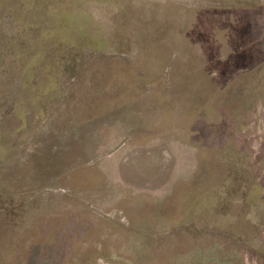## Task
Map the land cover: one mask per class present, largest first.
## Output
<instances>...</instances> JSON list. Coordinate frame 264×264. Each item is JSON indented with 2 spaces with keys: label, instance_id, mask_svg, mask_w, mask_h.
Instances as JSON below:
<instances>
[{
  "label": "rangeland",
  "instance_id": "rangeland-1",
  "mask_svg": "<svg viewBox=\"0 0 264 264\" xmlns=\"http://www.w3.org/2000/svg\"><path fill=\"white\" fill-rule=\"evenodd\" d=\"M0 264H264V0H0Z\"/></svg>",
  "mask_w": 264,
  "mask_h": 264
},
{
  "label": "crops",
  "instance_id": "crops-1",
  "mask_svg": "<svg viewBox=\"0 0 264 264\" xmlns=\"http://www.w3.org/2000/svg\"><path fill=\"white\" fill-rule=\"evenodd\" d=\"M31 2H33V1H31ZM45 19L49 21V17H48V16H45ZM48 21H46L47 23L44 24V27H45V28H48L49 25H50V23H49L50 21H49V22H48ZM32 28L34 29V28H39V27H36V25L33 24V25H32Z\"/></svg>",
  "mask_w": 264,
  "mask_h": 264
}]
</instances>
